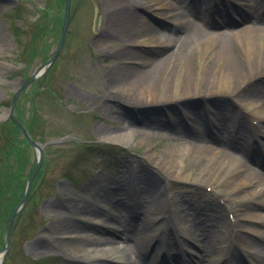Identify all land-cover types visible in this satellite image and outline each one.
I'll list each match as a JSON object with an SVG mask.
<instances>
[{
	"label": "rangeland",
	"instance_id": "rangeland-1",
	"mask_svg": "<svg viewBox=\"0 0 264 264\" xmlns=\"http://www.w3.org/2000/svg\"><path fill=\"white\" fill-rule=\"evenodd\" d=\"M46 1L0 0L1 113H3L1 107L7 106V101L9 102L13 99L14 92L18 86V75H31L46 57L51 56L56 51L59 45L60 27L57 30H49V27L55 26L54 24L57 19H60L59 26H61L63 14L59 15L57 11L64 13L65 2L63 0H53L54 4L52 7L55 10L51 12L52 23L50 26H45L44 29L39 25L42 23V18L38 20L39 8L37 5L44 6ZM122 1L125 0H76V7L73 4L75 9L70 20V31L66 36V43L63 45L55 63L49 69V73L47 72L46 74L47 80L54 88L53 91L57 92V95L55 93L53 97L54 94L50 92H46V95L37 91L34 92L30 86L20 94L21 114L25 119H28L32 115L31 100H35L36 105H38V115L41 119H38L35 124L37 133L48 139H55L61 137V135H67L68 137L64 138L60 143L55 142L45 146V150H47L46 157L49 160L45 176L43 175L40 180L39 190L35 191L36 198L30 199L22 208L13 228L11 247L3 256L0 264H65L71 260L75 251L68 246L69 244H66L67 247L64 248L57 247L54 249L49 246L47 250L41 249L39 251L31 250L29 247L37 239H45L48 245L49 239L53 238L57 233V229L54 227L56 224L53 225L52 229L49 227L53 221L55 222L56 219L62 218L65 215L63 212L49 209L46 204L56 203L61 195L67 198L68 207L72 208L73 206L75 210V207L84 205L85 201L88 200L80 194L84 190L92 192L99 189L130 187L131 193L135 197L132 219L138 220L137 216L140 217L145 210H148L146 208L148 205L146 200L151 201L152 199L147 190L148 186L144 177L145 173L149 170L160 178V185L164 189V194H166L165 200L167 201H165L166 206L164 205L165 207H163L164 212L167 211V214L157 216L158 232L156 235L164 238L168 236V232L170 231V236L173 237L170 240L171 244L164 247V251L161 250L159 252L161 256L170 248L169 251L175 254L192 255L197 260L208 257L209 251L206 250V239L214 244H219L218 241H215L214 235L225 239L227 241L226 245L233 246L234 249L238 247L237 257H246V249L248 247L254 250L257 255L261 254L263 256L264 238L252 232L251 229H254V226H256L264 231V224L262 222L251 223L245 216H240L239 223L236 225L240 234L239 240H237L236 244H228V238L226 237H230L231 232L228 211L222 205H219L217 193L206 191L205 183L202 180H205L208 174L202 171L201 157L197 155L196 159H194L196 152L195 143L191 142L189 138H185L183 134L176 133L173 127L176 125L175 123L173 125L169 123V127L164 126L165 128H161L160 125H153L149 117L142 119V116L138 113L139 111H137L139 110L136 108L137 106H132L128 103H124V106L130 109H137L134 112L138 117L139 123L134 124L135 127H133V123L129 119H123L125 112L121 100L125 102L132 91L138 88V85L133 86L134 88L131 91L132 86L125 84L127 89L122 88L117 93H109V89L114 85V73L111 71L130 65L137 68L136 70L139 72V69H145L147 65L139 61L140 59L138 62L135 61V65H133V59H128L132 55H125V58L121 60L117 52L114 51L123 49L127 45L128 48L131 47L141 51L140 53L148 58H160L173 50L174 47L157 42L154 45L139 43L136 46V44L130 45V43L123 39H110L109 43H103V38L100 36L103 31L106 33L110 27L104 5L106 2L122 3ZM191 1L192 7L202 10H207L208 6L216 3L214 2L216 0ZM219 1L217 0V2ZM224 1L227 2V0ZM234 1L239 3V1L233 0L234 5L236 4ZM240 1L246 5H255L257 2L264 5V0ZM19 3L24 8V14L21 19L14 20L10 16L9 11L11 8L20 5ZM183 4V0H172L171 2L174 8H178L177 6ZM235 6L240 5L236 4ZM96 7L102 10V21L97 32L93 29ZM224 7L225 4H222L221 9L223 11ZM138 9L146 16L149 24L155 26L157 29L161 28L165 30L167 27L174 25L168 18L153 13L149 9L141 7ZM165 11H169L168 15L173 13L171 9ZM173 14H175V11ZM224 14H226L227 18L225 22L218 20L211 22L210 26L213 30L219 33H222L223 30L232 32L240 30V28L245 26L239 18L238 11L235 10V13L225 12ZM30 24L32 25L31 28H36L33 31L29 30L26 38L15 34V28L29 26ZM189 32L186 33L187 35H184V44L186 46L177 51L178 53L172 59L176 63L175 66L179 65L180 67L173 69L171 74H175L180 78L185 75L186 68L183 62L180 63L181 65L177 64V60L183 57L184 54L185 57L188 56L189 52L186 53V50L194 47V39L198 34L202 37V33L199 31ZM25 33L23 32L22 34ZM31 33L32 36H30ZM106 38L108 37L106 36ZM222 38L224 40H232L234 36L224 34ZM27 43H29L28 46ZM46 45L49 47V52H46L43 56L39 55ZM234 45L237 51H242L240 44L236 45L234 43ZM206 51L208 50L206 49ZM260 51L263 52L264 47ZM201 52L202 49L198 48L196 51H191V55L188 56V61L195 70L194 75L196 74L197 78L207 75L205 69L211 61V58H208L205 59L204 63H201L199 61ZM159 66L161 69L163 64L160 65L159 63ZM145 77L144 74L143 78L145 79ZM126 78L127 76L124 77V81H126ZM259 84L261 85L257 87L264 86V81ZM161 87L163 88V85ZM217 102L214 101V104L216 105ZM237 102L238 104L231 108L242 117L241 113L245 112L244 103L241 101V98H237ZM184 104L189 109L198 108L195 104L191 105L187 104V102ZM105 106L110 108L106 109ZM149 106L154 107L156 105ZM181 106L178 105L179 109H177L173 105L170 109H166V111L171 115L180 113L181 115L178 114L177 116H183L180 119L188 123L189 117L186 111L189 109L184 105ZM213 107L216 106L211 105V103L206 105V108L210 110V112L207 110L209 115H212L213 110H216ZM234 127L235 125H231L229 135L233 140H237L238 134L235 133ZM148 130L152 131V133L148 134ZM122 132H129V134L128 137L119 142L114 141L109 136V133L122 134ZM235 135L236 138H234ZM170 147L179 149V152L176 154L178 163L165 172L163 169L152 165L150 153L166 158L167 149ZM29 148L31 157L33 160L36 159L37 152L35 148ZM249 162L256 171L259 173L264 172V156L261 152L259 154H251ZM177 173H179V178L175 177ZM39 175L40 173L37 174L36 178ZM185 175L188 180L183 178ZM196 179L201 180L196 181ZM225 185L226 180L213 182V188L218 189L221 193ZM5 198L7 199L5 201L9 205L14 202L10 201V197L6 196ZM144 202H146V205L142 204ZM94 204L102 213H105L104 210H106L103 207H110L109 201L106 204ZM238 204L242 206L238 207V213H241L246 208H254L256 211L264 214V209H261V207H248L253 204L255 205L254 200L251 198H247ZM199 212L202 214V219L197 217V213L199 214ZM123 213L127 214L126 212ZM1 214H3L2 217ZM8 215L9 213L0 207V220L4 218L7 222ZM73 215L75 216L76 214L73 213ZM113 223L116 224V220L114 222L112 220L108 224L100 223L89 231L93 230L97 234L103 233L104 235H109V233L105 232L107 231L106 225H110V228L120 225ZM202 224H205V227ZM173 228H180V232L178 233L181 234L182 238H188L192 245L189 243L185 244L184 247L181 244L177 245L178 236L174 235ZM199 228H203V231L199 236H195V232L199 231ZM3 233L0 235V249L6 245L7 229ZM203 233L205 234L203 235ZM56 236L58 237V234ZM184 248L186 250L190 249L195 255L185 253L186 250ZM0 254L3 253L0 252ZM49 256L51 257L48 258ZM95 261L99 262V260ZM176 262L177 259H173L171 264H178ZM236 264L241 263L237 262Z\"/></svg>",
	"mask_w": 264,
	"mask_h": 264
},
{
	"label": "bare ground",
	"instance_id": "bare-ground-1",
	"mask_svg": "<svg viewBox=\"0 0 264 264\" xmlns=\"http://www.w3.org/2000/svg\"><path fill=\"white\" fill-rule=\"evenodd\" d=\"M125 1L105 3L104 10L108 15L110 27L106 33L103 31L100 36L103 38V43H109L110 39H123L130 45L136 44L137 46L139 43L154 45L157 42L166 46L171 45L174 48L160 58H148L143 56L141 51L128 48L127 45L123 49L114 51L117 52L121 60L125 58V55H132L128 59H133V65L139 59L147 65L145 69H139V72H137V68L130 65L111 71L114 73V85L109 89V93L114 94L121 91L122 88L127 89L125 84L132 86L131 91L133 86L138 85V88L132 91L125 102L121 100L125 112L123 119H129L133 123V127H135L134 124L139 123L134 112L137 109L125 107L124 103H128L137 106L136 108L139 109L137 111L142 119L149 117L153 125H160L162 128L169 127V123L172 125L175 123L176 125L173 127L176 133L183 134L185 138H189L191 142L195 143L194 159L197 155L201 157L202 171L208 174L207 178L202 181L210 186L213 182L226 180L225 188L219 195L225 208L233 212L236 219L245 216L251 223L262 222L264 224V214L254 208H246L238 213V207H242L238 203H242L247 198H251L255 202V205L248 207L264 209V172L259 173L249 162L251 154H259L260 151L253 143L242 138L233 140L229 135L231 125L241 124L240 127L250 128L248 116L241 117L231 108L234 104H238L237 98H241L250 117L264 121V86L257 87L261 85L260 82H263L262 78L264 79V51H260L264 47V5L259 2L255 5H246L237 0L239 3L234 2L240 6H235L228 0L224 11L231 13H235V10L238 11L239 18L245 26L240 30L232 32L223 30L222 33H219L211 28V22L213 20L225 22L227 18L217 2L215 9L210 5L207 10H202L192 7L191 0H183L184 4L177 6L178 8L171 5L172 0ZM140 7L168 18L174 25L165 30L155 28L139 11ZM167 9H171L173 13L175 11V14L168 15L169 11H165ZM192 31L201 32L202 37L198 34L194 39V47L186 50V53L189 52L188 56H190L191 51L201 48L199 61L204 63L208 58H211V61L205 69L207 75L197 78V75H194L195 70L188 61L189 57H185L184 54L177 60V64L183 62L186 68L185 75L180 78L171 74L173 69L180 67L179 65L175 66L176 63L172 59L178 53L177 51L186 46L184 35ZM224 34L234 36V38L224 40L222 38ZM234 43L240 44L242 51H237ZM159 63L163 64L161 69ZM143 73L146 76L145 79ZM125 76H127L126 81H124ZM256 77H260V81L256 80ZM160 85H163V88ZM217 100L219 101L215 105L214 101ZM186 102L191 105L195 104L198 108L189 109L184 104ZM209 103L216 106L213 107L216 110H213L212 115L207 112V110L210 112L206 108ZM172 104H182L189 109L186 111L189 117L188 123L180 119L183 116H177L181 115L180 113L177 115L167 113L166 109H170ZM149 105L156 106L150 107ZM162 105L164 106L161 107ZM105 108L109 109L110 107L105 106ZM3 110L7 114L6 110ZM168 115H171L172 118ZM236 125L234 131L242 133ZM242 130L244 134H248L250 131L243 128ZM147 133L150 134L152 131L148 130ZM253 133L262 135L264 131L255 129ZM109 134L111 139L119 142L128 137L129 132ZM178 152V148L170 147L167 149L166 158L150 153L152 165L166 172L167 169H171L178 163L176 159ZM144 177L152 199L151 201L146 200L148 210H145L140 217L137 216L138 220L132 219L135 197L131 193L130 187L99 189L92 192L84 190L80 194L88 200L84 205L75 207V210L73 206L72 208L68 207L67 198L61 195L56 203L46 204L49 209H55L56 212H63L65 215L56 219L55 222L53 221L49 227L52 229L56 224L54 227L57 229L58 237L55 234L53 238L49 239L48 245L45 239H37L29 246L30 249L34 251L47 250L49 246L54 249L64 248L67 247L66 244H69L68 246L75 252L71 260L65 264H171L173 259H179L180 262H176L178 264H219V262L227 264L226 257L232 256V254L234 255L228 264L231 260L235 263L239 261L241 264H246L243 257L236 258L238 247L234 250V247L226 245L227 241L219 238L218 235L213 237L219 244H214L206 239L208 257L199 260L192 257L188 261L189 258L186 259L169 251L170 248L161 256L159 252L164 251V247L170 245V240L173 239L170 236V231L164 238L156 235L158 232L157 216L167 212H164L163 209L167 202L166 194L160 185V178L155 176L152 171H147ZM175 177L179 178V173ZM183 178L188 180L186 175ZM198 180L201 179H196V181ZM107 201H109L110 207H103L106 209L105 213L95 207L94 203L106 204ZM146 202L142 204L146 205ZM73 213L76 215L74 216ZM197 215L202 219L200 212ZM112 220L113 222L116 220V224H113L120 225L111 228L110 225H106L107 231L105 232L109 235L97 234L93 230L89 231L100 223L108 224ZM202 226L205 227V224ZM198 230L195 232V236H199L203 228ZM251 230L264 238V231L261 228L254 226V229ZM183 239L185 240V238ZM189 241L188 239L186 243ZM246 254L251 264H264V255H257L250 247L246 249ZM1 259L2 254H0V261ZM95 260H99V262Z\"/></svg>",
	"mask_w": 264,
	"mask_h": 264
},
{
	"label": "trees",
	"instance_id": "trees-1",
	"mask_svg": "<svg viewBox=\"0 0 264 264\" xmlns=\"http://www.w3.org/2000/svg\"><path fill=\"white\" fill-rule=\"evenodd\" d=\"M63 2H65V0H63ZM53 4V0H47L44 8L40 9L38 20L42 18V23L39 25L44 29L45 26H50V24L52 23L51 12L53 11L51 7L53 6ZM12 14L16 17H20L22 14V8L20 6L16 7L12 10ZM59 22L60 19H57L54 24L55 26H53L52 28L49 27V30H57L60 27ZM35 28L36 27H33L32 30H35ZM17 29L18 31H21L20 27H17ZM42 81L43 80L40 79L33 83L34 88L38 89ZM36 106L38 105H36L32 101V115L28 119H25L21 114L20 99L17 104L16 113L18 118L25 124L34 138L39 137L40 139L45 140V137H43V135H39V133H37V130L35 129L37 120L41 119L38 115ZM29 147H31V145L28 139L22 136L20 128L11 119L0 122V207L3 208V210L7 211L9 215L22 197L27 177L30 175L34 167V162L32 161ZM44 167L45 163L37 180L43 174ZM36 187L37 182L33 184V190L31 193L33 194V196L35 195L34 190ZM6 196L10 197V201L14 202L10 203L9 205L6 202ZM2 215L3 214H1V217ZM3 220L4 218L0 220V228L6 224L5 220Z\"/></svg>",
	"mask_w": 264,
	"mask_h": 264
},
{
	"label": "water",
	"instance_id": "water-1",
	"mask_svg": "<svg viewBox=\"0 0 264 264\" xmlns=\"http://www.w3.org/2000/svg\"><path fill=\"white\" fill-rule=\"evenodd\" d=\"M70 3H71V0H67L66 16H65V21H64L63 31H62V41L64 40V37H65V34H66V30H67V27H68V21H69V17H70ZM100 19H101V14H100V11L97 10L96 16H95V23H94L95 29H98V26H99V23H100ZM53 58H51L47 62L42 63L41 65H39V67L35 70V72L32 74V76L19 89H17V91L15 93V96H14V100H13L12 105L10 107H8V108H5V110L9 112L10 116L20 125V127L23 130L24 134L30 139L31 143L39 151V160H38L37 167H36L33 175L31 176V178L28 181V185H27V188H26V192H25L23 198L21 199V201L17 205L16 209L14 210V212H13L11 218H10V223H9V228H8V237H10V235H11V231H12V227H13V222H14V219H15V216H16L18 210L22 207V205L25 203V201L28 198L32 181H33V179H34V177H35L36 173L38 172V170L40 168V165H41V159H42V156H43V148H44V145L43 144H41V143L33 140V138L30 136V134L25 129V127L22 126L20 124V122L16 119L15 114H14L15 107H16V103H17V100H18V97H19V94H20L21 90L26 85H28L31 81H33L35 78H37L38 75L41 73L42 69L46 65H48L53 60Z\"/></svg>",
	"mask_w": 264,
	"mask_h": 264
}]
</instances>
